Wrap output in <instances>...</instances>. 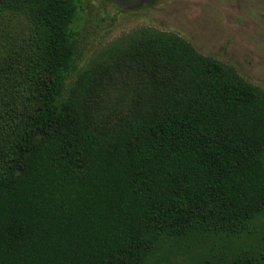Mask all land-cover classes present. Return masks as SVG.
<instances>
[{
  "label": "trees",
  "instance_id": "1",
  "mask_svg": "<svg viewBox=\"0 0 264 264\" xmlns=\"http://www.w3.org/2000/svg\"><path fill=\"white\" fill-rule=\"evenodd\" d=\"M81 1L0 0V264H264V91Z\"/></svg>",
  "mask_w": 264,
  "mask_h": 264
},
{
  "label": "rangeland",
  "instance_id": "2",
  "mask_svg": "<svg viewBox=\"0 0 264 264\" xmlns=\"http://www.w3.org/2000/svg\"><path fill=\"white\" fill-rule=\"evenodd\" d=\"M76 26L78 69L117 38L151 28L178 35L264 91V0H82ZM188 263L168 256L161 264Z\"/></svg>",
  "mask_w": 264,
  "mask_h": 264
}]
</instances>
